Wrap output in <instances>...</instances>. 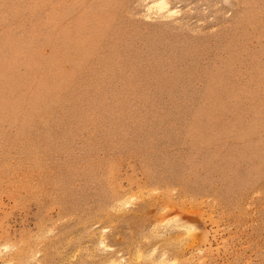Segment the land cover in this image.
Here are the masks:
<instances>
[{"label":"rangeland","instance_id":"obj_1","mask_svg":"<svg viewBox=\"0 0 264 264\" xmlns=\"http://www.w3.org/2000/svg\"><path fill=\"white\" fill-rule=\"evenodd\" d=\"M146 1L0 0V264H264V0Z\"/></svg>","mask_w":264,"mask_h":264},{"label":"bare ground","instance_id":"obj_2","mask_svg":"<svg viewBox=\"0 0 264 264\" xmlns=\"http://www.w3.org/2000/svg\"><path fill=\"white\" fill-rule=\"evenodd\" d=\"M146 1V0H145ZM146 9H147V11L148 12H155V13H157V14H159V15H161V16H173V15H176V13L178 12L179 13V9H177V8H175V7H173V6H171V4H170V2H169V0H147L146 1ZM177 13V14H178ZM20 185V184H19ZM170 193V192H169ZM120 197V196H119ZM166 197V196H165ZM184 204V203H183ZM99 216H101V215H99ZM95 217H97V216H95ZM94 217V215H93V218H95ZM97 219V218H96ZM98 219H100V218H98ZM173 223H175V225L177 226V227H179L180 229H185L186 231H190L191 229H190V227H188L187 225H184L183 223H181L179 220H174L173 221ZM151 232V231H150ZM152 232H153V230H152ZM92 233V232H91ZM154 233H156V232H154ZM102 234V233H101ZM105 235V234H104ZM103 235V236H104ZM152 235H153V233H152ZM97 236V235H96ZM101 236V235H100ZM103 236L99 239V244L98 245H101V247H102V249L103 250H108L109 248H107L106 246V244H105V240H104V238H103ZM98 237V236H97ZM175 237H177V236H175ZM173 239H175V238H173ZM191 240H189V238H187V241H186V244H185V246L184 247H176V248H174L173 250H175V251H177L178 253L180 252V254H182L181 252H183L184 250H185V248H188V247H190V245L192 244L191 242H193V241H191ZM153 250V249H152ZM109 251V250H108ZM154 251V250H153ZM109 254V253H108ZM135 254V253H134ZM106 255V254H105ZM109 255H111V253L109 254ZM109 255H107V256H104L105 258H107V257H109ZM136 255L138 256V257H140L141 256V252L139 251V250H136ZM163 255V254H162ZM145 256V255H144ZM165 255H163V257H164ZM112 257H113V255H112ZM143 257V256H142ZM166 257V256H165ZM164 257V258H165ZM161 258H162V256H161ZM105 261V260H104ZM109 261V260H108ZM107 261V262H108ZM164 261V260H163ZM110 263V262H109ZM114 263H116V261H114V260H111V264H114Z\"/></svg>","mask_w":264,"mask_h":264}]
</instances>
